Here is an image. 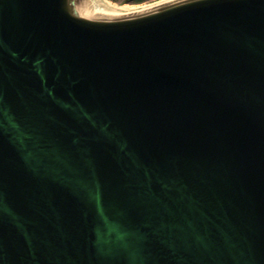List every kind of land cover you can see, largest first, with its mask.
I'll list each match as a JSON object with an SVG mask.
<instances>
[{"label": "water", "instance_id": "obj_1", "mask_svg": "<svg viewBox=\"0 0 264 264\" xmlns=\"http://www.w3.org/2000/svg\"><path fill=\"white\" fill-rule=\"evenodd\" d=\"M105 1L0 0V264H264V0Z\"/></svg>", "mask_w": 264, "mask_h": 264}, {"label": "bare ground", "instance_id": "obj_2", "mask_svg": "<svg viewBox=\"0 0 264 264\" xmlns=\"http://www.w3.org/2000/svg\"><path fill=\"white\" fill-rule=\"evenodd\" d=\"M153 4H139V5L131 6V5H128V4L116 5L114 3H111L110 1H105L104 2V5L106 6V8H110V9H106L104 7L105 9H103V10L104 11L105 10H108V11H111V12H116V11H129V10H134V9H138V8H143V7H146V6H150V5H153Z\"/></svg>", "mask_w": 264, "mask_h": 264}, {"label": "trees", "instance_id": "obj_3", "mask_svg": "<svg viewBox=\"0 0 264 264\" xmlns=\"http://www.w3.org/2000/svg\"><path fill=\"white\" fill-rule=\"evenodd\" d=\"M113 2H117L119 4H141L145 2H151L154 0H111Z\"/></svg>", "mask_w": 264, "mask_h": 264}, {"label": "rangeland", "instance_id": "obj_4", "mask_svg": "<svg viewBox=\"0 0 264 264\" xmlns=\"http://www.w3.org/2000/svg\"><path fill=\"white\" fill-rule=\"evenodd\" d=\"M154 1H157V0H154ZM154 1H151V2H154ZM151 2H145V3H141V4H147V3H151ZM111 3H115L116 5H121V4H119L117 2H113V1H111ZM128 5L135 6V5H139V4H128Z\"/></svg>", "mask_w": 264, "mask_h": 264}]
</instances>
